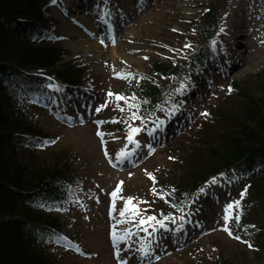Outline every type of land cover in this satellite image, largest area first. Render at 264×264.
Instances as JSON below:
<instances>
[{"label":"rangeland","instance_id":"1","mask_svg":"<svg viewBox=\"0 0 264 264\" xmlns=\"http://www.w3.org/2000/svg\"><path fill=\"white\" fill-rule=\"evenodd\" d=\"M65 1L54 0L55 4L53 3L49 10L48 18L56 23L59 39H64L65 36L64 41H59L70 54L62 62L64 64L68 61L80 60L87 67L89 72L87 78H92L90 85H93V90L85 93L89 98L99 94L100 102L98 100L96 106L87 105L88 97L86 96L83 98L84 108L80 103L67 108L65 105H60L59 99L55 98L50 105V108L54 110L51 114L43 115L39 111L36 115L32 114L30 108L26 109L43 126L53 132L54 138L47 139L45 145H52L55 140L58 141V145L51 148V153L40 154L36 159H42L48 164H56L64 162L65 154L70 155L73 160L71 163L79 172L78 174L89 178L88 187L94 193L85 195L88 191L86 187L78 196L75 195L69 202L61 204V207L70 209V213L75 216V221L77 220L78 223L91 220L94 226L80 224L70 231H63V234L51 239L53 251L64 258L67 264H122V262L124 264H208L211 262L264 264V241L256 243L255 236L250 234L252 228L249 225L236 224L237 206L233 207L232 219L224 220L225 205L235 201L237 196H241L240 182L236 185L241 187L232 191L227 188V185L224 186L222 178L217 179L208 193L195 197V200L189 203L188 209L191 208L197 212L196 217L190 209H187V213L192 212L190 221L194 225L199 223L201 229L203 227L204 229L198 238L191 233L190 235L195 236V239L187 244L178 241V237L173 236L168 229L156 231L162 227L161 225L144 231L146 225L139 223V218H146L147 214L159 217L160 205L156 204V200L159 197L166 198L170 193V187L167 184L158 185V180L162 179L165 183L168 179L174 178L175 181L181 179L186 170L184 152L190 143L173 145L165 153L155 156L152 162L140 171L126 172L131 167L118 171V168L110 164V167L114 169L112 171L115 173H113L106 166L109 163L116 165V154L125 146L133 144L126 139L128 133L117 134L113 127L118 123L131 120L130 104H137L136 108H139L146 100V91L143 86L155 87L152 82H156L165 87L166 93L173 89L172 83L162 76L153 75L149 80L145 78L147 80L145 83L141 82L140 76L145 77L152 73L158 61L179 65L186 60L194 48L193 40L199 43L196 39L200 30L197 31L196 23L199 24V18L204 15L209 4L214 0L152 1L149 11L120 31L117 45L112 47L103 46L100 41H88L85 35L86 24L83 20L77 19L81 10L77 2L71 0L70 4H66ZM215 1L212 6L221 11L222 27L225 30H233L236 35H246L247 65L241 71L235 72L234 76L240 77V74L246 70L264 69V1ZM68 5L72 8H68L65 12V6ZM77 22H82L83 27ZM87 25L92 27L90 21ZM229 42L226 43L230 45ZM70 43L75 44V50L69 47ZM226 55L227 53L223 51V57ZM122 85L132 89L128 92L126 89L123 92L122 96L126 95L128 100H117L115 96L109 95L110 92L120 94ZM212 93H218V91L213 90ZM133 94L136 97L134 101L131 100ZM165 97L166 95L162 94V98ZM25 98L28 96H23V100ZM225 98H221L218 102ZM218 106L210 111L206 124L213 119ZM201 110L198 104H194L191 112L196 118L202 113ZM82 112L88 114L87 117ZM65 120H69L72 124L68 125ZM221 125L227 126L226 123ZM211 126L215 127L216 124ZM68 127L73 130H67ZM98 133H103V136ZM135 139L140 142L138 151L141 154L147 152L148 145L156 150L155 154L166 144L163 139L157 138L158 143L157 140L153 141L151 134L143 132L136 134ZM21 154L26 156L23 152ZM58 155L61 156L56 161ZM31 159L35 160V156L32 155ZM148 173H152L155 180ZM118 179L123 180L124 186L121 185L116 197H113L109 193L112 187L115 188L117 185ZM153 187L156 189L155 193L152 191ZM223 191L228 193V197L223 195ZM129 192L131 194L129 197H133L132 202L137 206L138 212L135 216L131 213L120 216V211L126 204L124 196H128ZM79 199L83 201L82 204H78ZM107 201L111 207L106 213L104 207ZM247 203L251 205L249 201ZM108 217L117 221V224H113ZM133 220L136 222L125 226V223L128 221L131 223ZM225 224L231 229V235L223 227ZM239 229L246 235L240 234ZM126 230L128 239L118 241L119 255H117V248L112 241V232L116 231L118 235H125ZM179 230L180 228L176 230L177 233L182 234L183 231ZM142 233L144 238L140 241L139 236ZM255 243L256 248L252 249ZM141 247L147 250L146 254L140 251ZM62 249L66 251L62 252Z\"/></svg>","mask_w":264,"mask_h":264},{"label":"trees","instance_id":"2","mask_svg":"<svg viewBox=\"0 0 264 264\" xmlns=\"http://www.w3.org/2000/svg\"><path fill=\"white\" fill-rule=\"evenodd\" d=\"M51 2L0 0V264H67L47 247L48 237L63 228V220L27 205L24 199L32 191L49 198H65L64 179L73 178L72 171L66 163L48 164L36 159L37 155L27 153L20 157L21 145L17 144L20 139L34 141L45 135L25 115L20 89L27 84L28 91L35 92L39 89L37 84L45 81L26 72L54 69V75L63 83L83 82L78 68L69 64L59 68L62 54L56 47L30 44L31 39L49 31L47 16ZM218 20L214 8L206 14L200 23L203 38L215 36ZM155 68L164 75L179 72L174 66ZM2 75L12 77L14 84L6 85ZM144 90L147 98L142 105L143 114L151 111L162 96L156 87ZM234 98L229 108L226 100H221L212 123H205L186 140L190 145L184 152L187 161L184 176L189 180L178 185L180 191H175L172 197L177 203L184 206L192 194L220 172L235 166L240 174H246L249 165L264 157V75L257 78L255 85L240 87ZM214 123L216 126H211ZM240 163L244 168L237 166ZM246 192L252 204L246 207L245 198L240 200V224H249L254 229L256 243L264 241V176L249 185ZM177 196L181 198L179 202ZM165 216V212H160L158 218Z\"/></svg>","mask_w":264,"mask_h":264},{"label":"snow or ice","instance_id":"3","mask_svg":"<svg viewBox=\"0 0 264 264\" xmlns=\"http://www.w3.org/2000/svg\"><path fill=\"white\" fill-rule=\"evenodd\" d=\"M212 43H213V45H215L216 42L213 41ZM186 47H190V45H186ZM129 75H131V74H129ZM183 87H186V85H182V88ZM180 90L181 89H177V91H180ZM109 95L110 96H115V98L117 100H128L129 99L128 97L122 96L119 93H115L114 94V93H111L110 92ZM135 99H136V97L133 94V96L131 97V100L134 101ZM129 107L130 108H134V107H136V105L135 104H130ZM173 109L178 110V106L173 105ZM173 109H169V111L171 112V111H173ZM96 110L99 111V109H96ZM205 114H207V113H205ZM130 115H131V117H132L133 120H136V119L143 120L144 119L143 117H139L136 112H131ZM162 124H163V121H160L159 124L156 125V127H160V125H162ZM140 131H141L140 126H131L130 125L129 126L128 135L126 137V139L130 143L136 144L137 147H139L140 142H139V140L135 139V137H136V134H138ZM98 134L101 135V136H103V133H98ZM148 150H149V152L154 151V149L152 148L151 145H148ZM105 154L107 155V152ZM130 155H131V153L127 150V146H125L124 148H122L116 154V159L123 161L126 157H128ZM129 175H131V173H129ZM148 175L153 180H155V177L152 176V173H148ZM213 182H215V177H213ZM119 184H123V181H120ZM119 184L117 185L116 190H114L111 193V195L113 197H116L117 192L120 190ZM152 191L155 193V191H156L155 187H153ZM200 191L203 192L204 189L202 188V189H200ZM246 191H247V189L245 188L244 191L241 193V196H243L244 193H246ZM132 201H133V197H127L126 198L125 208L120 211V216H124L126 213H131L133 216L136 215V213L138 212V208H137V206L135 204H133ZM239 204H240V201L239 200H235V201H232L231 203H228V204L225 205V207H224V220L225 221H228V220L232 219V215H233L232 214V210H233V207H234V205L238 207ZM173 207H175V205H173ZM164 219L165 220L166 219H170V217L165 216ZM181 219H183V217H181ZM235 219L236 220H239L240 219V216L239 215L235 216ZM149 222H154L155 224H159L162 227H164L165 229L168 228V225L164 223V220L158 219L155 215H149L146 218L145 217H140L139 218V223L141 225L147 224ZM223 227H225L226 230L229 231V234L230 235L232 234L231 229H229L227 227V224L223 225ZM144 231H147V228H145ZM236 238L239 239V237H236ZM126 239H128L127 230H126V234L125 235H118L116 231H113L112 232V241H113V245L117 248V255H119V245H118V241H120V240H126ZM140 251L144 252L145 254L147 253V250L144 249V248H141ZM122 264H124V262H122Z\"/></svg>","mask_w":264,"mask_h":264},{"label":"bare ground","instance_id":"4","mask_svg":"<svg viewBox=\"0 0 264 264\" xmlns=\"http://www.w3.org/2000/svg\"><path fill=\"white\" fill-rule=\"evenodd\" d=\"M125 2V1H124ZM125 3H128V2H125ZM69 47L71 48V49H74L75 50V44H73V43H70L69 44ZM212 185H213V181H211V182H209L208 184H207V186L205 187V191H207V190H209V189H211L212 188ZM202 194H204V191L203 192H201L200 193V195H202ZM187 216H189V214H187ZM187 216H186V218H187ZM186 218H184V219H186ZM178 220H175L174 221V225L175 226H177L178 224H179V222H177ZM168 228H169V226H168ZM162 229H164V227H161V230ZM171 231H172V229L171 228H169ZM169 231V230H168ZM170 232V231H169ZM173 233H176V231L174 230V231H172Z\"/></svg>","mask_w":264,"mask_h":264}]
</instances>
